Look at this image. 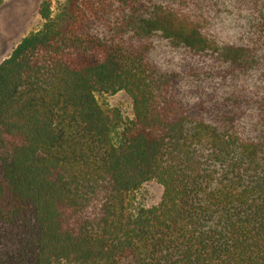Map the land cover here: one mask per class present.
I'll return each instance as SVG.
<instances>
[{"label": "trees", "instance_id": "1", "mask_svg": "<svg viewBox=\"0 0 264 264\" xmlns=\"http://www.w3.org/2000/svg\"><path fill=\"white\" fill-rule=\"evenodd\" d=\"M38 14L0 61V264H264V0Z\"/></svg>", "mask_w": 264, "mask_h": 264}, {"label": "rangeland", "instance_id": "2", "mask_svg": "<svg viewBox=\"0 0 264 264\" xmlns=\"http://www.w3.org/2000/svg\"><path fill=\"white\" fill-rule=\"evenodd\" d=\"M42 0H4L0 4V61L7 57L16 43L26 34L41 27L38 7ZM65 0H49L51 16ZM97 101L104 108H117L124 119L132 115L131 99L124 91L97 93ZM162 186L154 180L143 182L131 194L132 208L148 207L159 202Z\"/></svg>", "mask_w": 264, "mask_h": 264}]
</instances>
